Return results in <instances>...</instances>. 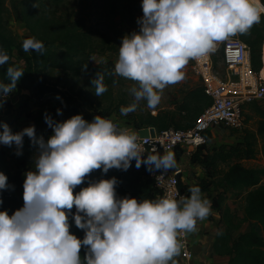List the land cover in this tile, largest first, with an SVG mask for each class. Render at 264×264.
Returning <instances> with one entry per match:
<instances>
[{
	"label": "clouds",
	"instance_id": "clouds-1",
	"mask_svg": "<svg viewBox=\"0 0 264 264\" xmlns=\"http://www.w3.org/2000/svg\"><path fill=\"white\" fill-rule=\"evenodd\" d=\"M141 7L139 29L122 38L114 67L115 75L136 84L128 90L132 102L120 109L124 116L142 101L156 109L164 90L184 80L191 60L210 56L220 43L247 34L264 17L262 0H142ZM22 48L44 53L43 42L35 37L26 38ZM9 60L0 48V66ZM24 72L7 67V82L0 80V108ZM92 87L99 97L108 91L103 73ZM44 120L52 129L47 139L37 137L34 124L13 131L0 122V144L15 146L17 156L23 154L25 136L38 145L35 167L25 173L23 206L11 215L0 210V264H176L183 248L180 235L197 231L198 221L212 212L198 185L179 199L169 193L138 199L119 196L115 176L90 179L95 170L126 171L134 160L137 168L167 172L177 166L175 153L154 148L145 157L137 133L101 115L91 121L83 114L57 121L46 112ZM86 180L87 186L74 191ZM10 187L0 171V193ZM70 217L84 231L83 238L70 230Z\"/></svg>",
	"mask_w": 264,
	"mask_h": 264
},
{
	"label": "trees",
	"instance_id": "trees-1",
	"mask_svg": "<svg viewBox=\"0 0 264 264\" xmlns=\"http://www.w3.org/2000/svg\"><path fill=\"white\" fill-rule=\"evenodd\" d=\"M72 0H15L13 3L14 18L26 24L31 34L43 42L44 53L35 51L25 52L10 32L8 21L4 15L5 0H0V48L7 51L9 62L0 66V80H5L6 69L9 66H18L24 69V75L17 84V89L28 92L22 111L26 112L32 124L36 126L37 137L45 139L52 134V129L44 120L45 113L51 114L55 120H66L75 114H83L80 108L85 104L96 105V113L83 114L86 120L91 121L96 115L108 117L122 106L128 105L125 98L110 99L106 105V96L98 103L84 85H79L82 76L88 72L94 77L101 72L105 76V83L110 89L113 83L120 81L111 71L110 66L95 64L91 59L96 49V39L87 26L86 15L75 17L77 11L84 12L96 1H101L107 6L105 10L108 17L118 14H133L135 4L128 6L121 0H81L84 7L78 9ZM77 1V0H74ZM264 2V0H262ZM251 48L254 68L264 76V17L259 24L254 25L247 34L239 35ZM16 51L20 53L17 59ZM23 61V63H22ZM22 63V64H21ZM87 64V69L82 67ZM62 72L70 77V82L61 83L52 78L53 73ZM212 103V98L205 93L203 86H197L184 96L181 102H175L173 109H161L156 114L151 112L129 113L128 119L135 128L152 126L157 131L171 127L177 129L188 128L194 125L197 117ZM254 102L252 104H255ZM4 103L0 112L9 107ZM32 110L33 108H35ZM32 108V109H31ZM62 109V115L57 110ZM255 113L259 117L257 128H243L242 134L236 144H223L213 151L203 152L206 146L200 147L193 154L194 162H201L208 174V179H203L198 185L202 191L211 193L212 186L219 191L212 196L213 207L220 213L219 231L215 241V251L219 255L230 256L229 264H264V165L247 166L244 161L257 159L259 155L264 158V109L255 106ZM0 122H7L0 116ZM9 123V122H7ZM239 131V129H233ZM15 148V146L9 147ZM38 145L25 136L23 154L15 155L12 167L9 163L5 149L0 150V171L8 176L11 186L0 193L3 204L0 210L7 209L11 215L23 206V183L25 173L33 169L34 158ZM146 165L137 168L135 160L126 170L110 169L108 173L95 170L90 174L91 180L100 178L118 179L117 194L121 197L132 196L138 199H155L156 186ZM89 181L78 186L74 191H79L87 186ZM192 185V186H194ZM191 186L180 183L182 192L190 195ZM228 193L237 197H245L243 214L240 215L230 206L223 203ZM73 213L75 208H73ZM71 231L83 238L84 231L75 226L74 220ZM246 222H252V227L241 232V227ZM85 249H81L83 256Z\"/></svg>",
	"mask_w": 264,
	"mask_h": 264
},
{
	"label": "rangeland",
	"instance_id": "rangeland-1",
	"mask_svg": "<svg viewBox=\"0 0 264 264\" xmlns=\"http://www.w3.org/2000/svg\"><path fill=\"white\" fill-rule=\"evenodd\" d=\"M15 0H5V4L3 7L4 15L6 20L8 21V26L10 32L15 36L18 44L22 46V42L29 37H34L31 32L29 31L26 24L22 21H18L14 18V11H13V3ZM89 2L91 0H88ZM70 3L75 4V6L80 9L84 7V2L81 0L77 1H70ZM122 4H126L128 6L135 5V10L133 14H127L122 15L118 14L114 17H108L105 6L107 4L96 1L91 7L86 8V10L83 12L77 11L75 13V17H80L83 15H86L87 17V26L86 30H90L96 39V49L92 55V59L95 58V60H92L95 64L99 65H107L109 62L113 65L110 66L112 68L111 71L114 72L115 62L118 59V53H119V47L122 43V38L133 31H137L139 29V25L137 23V20L139 17H142L143 11H142V0H121ZM37 39V38H36ZM16 58H20V53L16 51L15 54ZM21 59V58H20ZM215 70L218 72L219 76L222 78H226V67L222 61L221 52H218L215 55ZM23 63V61H22ZM21 63V64H22ZM185 72V78L181 82L175 83L173 85L168 86L162 95V100L158 107L154 110L148 109L146 106V102L142 101L137 108L136 112L139 113H146L151 112L152 114H156L161 109H173L175 102H181L190 90L197 86H202L201 79L195 74L194 72V65L192 60L188 63V65L184 69ZM118 76V75H116ZM52 78L57 81L60 80L61 83L70 82V77L66 76L62 72H55L52 75ZM94 75L91 72H88L82 76L81 81L79 82V85H84L87 90H89L94 98L95 103H98L101 99H103V96H106L107 101L105 104L107 105L110 101V99H119V98H125L130 104L133 100V97L129 94V89L133 86H136L134 81L127 80L121 76H119L120 81L117 83H113L110 86V89H108L107 92H105L101 97L97 96L94 92V89L92 87V80L94 79ZM26 100V95L23 93H19L17 90H15L9 98L4 102L10 103L9 107H5L1 112L0 116L12 127L13 131H20L23 128L30 126L32 124L31 119L27 117L26 112L22 111L24 108V102ZM93 107V109L96 111V105H90ZM127 106V105H126ZM255 106H259L261 108L264 107V101L263 102H257L255 104H250L245 107L244 110V119H245V125L243 128H257V122L259 117L255 113ZM91 107H89L90 109ZM32 109V108H31ZM36 109L33 108L32 110ZM92 109V108H91ZM90 109V110H91ZM117 114L121 115L120 111H116ZM123 116V115H121ZM127 116V115H126ZM128 117V116H127ZM223 130L228 131L232 133L230 138H234L232 142L236 143L237 140L240 138L242 132L240 129L238 132L234 131L233 129L228 130L224 126L222 127ZM230 129V128H229ZM224 131V132H225ZM232 138V139H233ZM233 143V144H234ZM5 149L8 154V159L10 165L13 167L15 163V148H9L8 146L0 144V150ZM244 163L247 166H263L264 165V158L259 155L257 159L252 160H245ZM35 165L33 166L34 169ZM227 204L230 205V207L237 211L240 215L243 214L244 205H245V197H237L233 193L227 194ZM225 200V201H226ZM252 227V222L246 223L241 230L247 231Z\"/></svg>",
	"mask_w": 264,
	"mask_h": 264
},
{
	"label": "built area",
	"instance_id": "built-area-1",
	"mask_svg": "<svg viewBox=\"0 0 264 264\" xmlns=\"http://www.w3.org/2000/svg\"><path fill=\"white\" fill-rule=\"evenodd\" d=\"M221 52L226 67V78L215 70V55ZM195 74L201 79L205 93L212 98V103L197 117L193 126L183 129L174 127L157 131L155 136H139L138 142L145 149L144 156L154 148L163 153L175 151L187 146L198 149L209 143L208 133L214 127L242 129L245 125V107L254 102L264 101V76L254 68L250 46L239 35L218 45L216 52L200 61L192 60ZM106 118V117H105ZM108 118V117H107ZM113 120V119H112ZM123 128L119 120H113ZM179 172L152 170L156 186V198L169 193L179 199L188 196L180 188ZM179 239L183 248V258H192L193 251L187 234Z\"/></svg>",
	"mask_w": 264,
	"mask_h": 264
},
{
	"label": "crops",
	"instance_id": "crops-1",
	"mask_svg": "<svg viewBox=\"0 0 264 264\" xmlns=\"http://www.w3.org/2000/svg\"><path fill=\"white\" fill-rule=\"evenodd\" d=\"M16 90L19 93H23L24 95H26V97L28 96L27 91L23 89H16ZM89 107H91L92 109L90 108L91 109L90 110ZM80 111L83 114H88V113L95 114L97 112L93 109L92 106H90V104L83 105L80 108ZM108 118L113 120H119L123 128H127L130 131H134L135 133H137V135H139L140 129L135 128V126L128 119L127 116L124 115L121 116L120 114H117V112H114L110 116H108ZM147 127H152V126H147ZM147 127H143V128H147ZM227 129L231 130L229 128ZM224 131L225 130L222 129V126L214 127L211 129V131H209L208 133L209 143L203 149L204 153L208 150L213 151L215 148L223 144L234 143L232 142L234 138L233 137H232L233 139L230 138V136L232 135L231 131L230 132L228 131L224 132ZM198 150L199 148L192 149L190 147L184 146L173 151L176 156L177 166L175 169H170L168 171L170 173H175L176 171L181 170V172H179V178L181 179V183L184 185L192 186L203 179L209 178L205 166L199 161L194 162L192 159L193 154H195ZM153 170L158 171L156 169ZM211 188H212L211 193L207 191H202V195L211 201V206H212L211 215H209L205 220L198 221L197 231L192 233H187L191 245V250L193 251L194 255L192 258H183L179 255L178 257L175 258L176 264H229L230 256L217 254L214 247L215 241L217 239V234L219 231L220 213L218 212V210H216L213 207L212 196H215L219 191H216L213 186ZM223 205L230 206L227 204V200L223 203ZM246 223H244L242 227ZM240 231L245 232V230L244 231L240 230Z\"/></svg>",
	"mask_w": 264,
	"mask_h": 264
},
{
	"label": "water",
	"instance_id": "water-1",
	"mask_svg": "<svg viewBox=\"0 0 264 264\" xmlns=\"http://www.w3.org/2000/svg\"><path fill=\"white\" fill-rule=\"evenodd\" d=\"M156 133V129L154 127H147V128H141L139 130V135L140 136H148V135H152L155 136Z\"/></svg>",
	"mask_w": 264,
	"mask_h": 264
}]
</instances>
